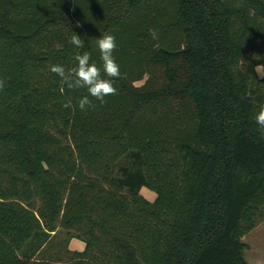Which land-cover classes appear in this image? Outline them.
I'll return each mask as SVG.
<instances>
[{
	"label": "trees",
	"instance_id": "1",
	"mask_svg": "<svg viewBox=\"0 0 264 264\" xmlns=\"http://www.w3.org/2000/svg\"><path fill=\"white\" fill-rule=\"evenodd\" d=\"M104 33L117 94L81 111L87 90L50 68L85 51L101 66ZM257 66L264 0H0V264H251L242 237L264 215ZM59 229L67 256L43 254Z\"/></svg>",
	"mask_w": 264,
	"mask_h": 264
},
{
	"label": "clouds",
	"instance_id": "2",
	"mask_svg": "<svg viewBox=\"0 0 264 264\" xmlns=\"http://www.w3.org/2000/svg\"><path fill=\"white\" fill-rule=\"evenodd\" d=\"M150 34L153 39H157L155 30H151ZM96 48L99 52L101 66L91 60L89 52L85 51L82 54H76L73 57L74 66L65 68L62 65L51 66V72L60 77L61 84L66 85L69 89L85 88L88 95L81 97L78 100V107L81 111H86L89 108H94V98L102 105L105 97L117 94V88L114 86V79L121 78L120 66L116 62L113 53L117 48L115 36L110 33H104L95 39ZM68 43L76 48H83L84 41L79 35L73 34L68 38ZM101 72L104 76L102 77ZM259 74V73H258ZM107 77V78H105ZM4 81L0 80V90L4 88ZM65 108H73L72 101L69 99L63 105ZM252 119L257 126L261 135H264V103H261L254 112Z\"/></svg>",
	"mask_w": 264,
	"mask_h": 264
},
{
	"label": "rangeland",
	"instance_id": "3",
	"mask_svg": "<svg viewBox=\"0 0 264 264\" xmlns=\"http://www.w3.org/2000/svg\"><path fill=\"white\" fill-rule=\"evenodd\" d=\"M260 76L264 75L262 66L256 67ZM141 82H137L140 84ZM141 193L150 201L156 197V192L147 187L142 186ZM67 233L63 229H59L53 237V242L49 248L44 249L45 255L65 258L68 254L66 250ZM242 241L246 244L245 257L251 264H264V215L259 218L255 226L242 237ZM69 248L72 250H83L85 242L78 237H71L69 240Z\"/></svg>",
	"mask_w": 264,
	"mask_h": 264
}]
</instances>
